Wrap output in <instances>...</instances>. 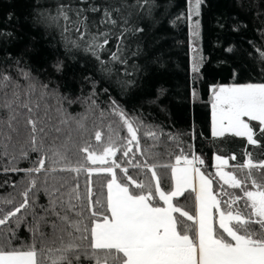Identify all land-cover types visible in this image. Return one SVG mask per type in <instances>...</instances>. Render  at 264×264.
<instances>
[{"label":"snow or ice","instance_id":"6c2138e0","mask_svg":"<svg viewBox=\"0 0 264 264\" xmlns=\"http://www.w3.org/2000/svg\"><path fill=\"white\" fill-rule=\"evenodd\" d=\"M147 2L78 0L56 5L54 13L38 12L37 18L59 31L67 52L83 51L110 71L101 54L113 30L119 28L110 59L126 63L121 59L125 37L144 32L129 27L133 13L128 9H143ZM187 2L191 36L198 39L204 0ZM259 55L264 61V51ZM16 65L23 84L0 73V159L7 161L2 171L23 172L27 186L19 203L11 194L0 199V264H264V159H254L246 149L245 160L225 171L236 156L216 155V171L208 172L178 135L144 125L115 101L110 114L117 127L102 122L90 130L86 114L77 118L65 109L73 100L37 84L19 60ZM53 67L60 72L63 65ZM202 67L203 57H194V79ZM94 96L93 91L89 110ZM192 96L197 97L195 90ZM53 99L56 123L49 116ZM211 109L214 140L243 138L264 155V83L213 86ZM24 134L27 147L17 150L13 139ZM163 137L175 152L157 150ZM142 139L150 143L142 146ZM31 153L37 155L32 166L20 168ZM41 192L47 205L38 203ZM21 229L31 243H14Z\"/></svg>","mask_w":264,"mask_h":264},{"label":"trees","instance_id":"16d2710c","mask_svg":"<svg viewBox=\"0 0 264 264\" xmlns=\"http://www.w3.org/2000/svg\"><path fill=\"white\" fill-rule=\"evenodd\" d=\"M61 3L76 5L78 0H0V73L6 72L23 84L17 72L16 61L19 60L20 67L29 69L37 84L46 83L49 89H58L62 96L73 100L71 105L65 102V109L77 118L86 114L90 130L94 124L102 122L103 126L113 123V127H117V118L110 114L115 101L144 125L178 135L185 151L191 145V151L204 160L202 168L211 173L216 171V155L236 156V160H229L225 171L245 160L246 149L253 153L254 159H264L261 149L246 145L243 138L228 135L214 140L210 132L213 86L264 83V61L259 55L264 51V0H204L199 17V56L203 57V67L196 79L191 72L187 0H148L143 9L138 6L128 9L133 13L129 27H143L144 32L127 34L121 55L127 62L122 64L110 59L111 53L116 51L115 37L119 28L113 30V37L101 54L110 71L101 70L100 63L83 51L67 52L59 31L38 22V12L54 13L56 5ZM89 3L136 5V0H89ZM229 48L232 51H228ZM58 62L63 65L60 72L53 67ZM161 88L163 94H160ZM193 90L197 93L195 99ZM93 91L95 105L89 110L88 98ZM2 95L0 92V97ZM48 103L52 105L49 116L56 123V101ZM122 135H126V130ZM26 139V134L14 137L17 150L27 147ZM162 139L164 143L158 151H176L167 137ZM141 143L147 146L150 141L142 139ZM36 159L37 155L31 153L30 159L21 161L18 166L29 168ZM161 159L168 157L164 155ZM6 164V160L0 159V199L11 194L19 203V193L27 186V180L23 172L4 173L2 169ZM80 179L83 187L85 177ZM38 203H48L43 192L38 196ZM18 237L14 243H31L30 234L23 229Z\"/></svg>","mask_w":264,"mask_h":264},{"label":"rangeland","instance_id":"374dc122","mask_svg":"<svg viewBox=\"0 0 264 264\" xmlns=\"http://www.w3.org/2000/svg\"><path fill=\"white\" fill-rule=\"evenodd\" d=\"M187 15H188V7H187ZM198 19H199V17H198ZM188 33H189V45H190V51H191V59H192V63H193L194 57L199 59V57H200L199 53H201V49H200V29H199V37H198V39L192 37L191 36V30H190V24H189V21H188ZM193 47H195L197 49L196 52L193 51ZM211 113H212V109H211ZM211 120H212V117H211ZM214 162H215V164L217 163L215 158H214Z\"/></svg>","mask_w":264,"mask_h":264},{"label":"crops","instance_id":"0c3cea01","mask_svg":"<svg viewBox=\"0 0 264 264\" xmlns=\"http://www.w3.org/2000/svg\"><path fill=\"white\" fill-rule=\"evenodd\" d=\"M211 117H212V113H211Z\"/></svg>","mask_w":264,"mask_h":264}]
</instances>
